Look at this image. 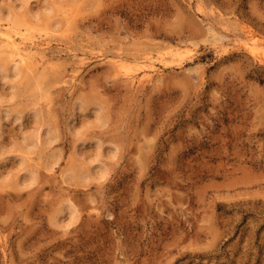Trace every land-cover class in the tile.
Masks as SVG:
<instances>
[{
	"label": "rangeland",
	"instance_id": "obj_1",
	"mask_svg": "<svg viewBox=\"0 0 264 264\" xmlns=\"http://www.w3.org/2000/svg\"><path fill=\"white\" fill-rule=\"evenodd\" d=\"M0 264H264V0H0Z\"/></svg>",
	"mask_w": 264,
	"mask_h": 264
},
{
	"label": "bare ground",
	"instance_id": "obj_2",
	"mask_svg": "<svg viewBox=\"0 0 264 264\" xmlns=\"http://www.w3.org/2000/svg\"><path fill=\"white\" fill-rule=\"evenodd\" d=\"M3 40L5 41L6 43V46L10 49H12V52L15 53L16 55H18V59L19 60H22V61H25L27 60L26 58V51L21 48V47H16L15 46V40L13 39V37L6 31L3 32ZM260 46V45H259ZM47 134V133H46ZM49 137V136H48Z\"/></svg>",
	"mask_w": 264,
	"mask_h": 264
}]
</instances>
